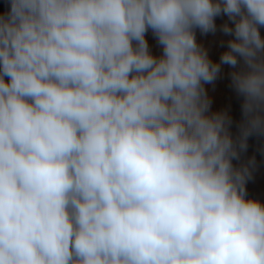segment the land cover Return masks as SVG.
<instances>
[{
	"label": "clouds",
	"instance_id": "1",
	"mask_svg": "<svg viewBox=\"0 0 264 264\" xmlns=\"http://www.w3.org/2000/svg\"><path fill=\"white\" fill-rule=\"evenodd\" d=\"M221 13L234 39L213 63L194 30ZM261 26L264 0H10L0 264H264V204L204 89L240 65L239 147L264 134Z\"/></svg>",
	"mask_w": 264,
	"mask_h": 264
},
{
	"label": "rangeland",
	"instance_id": "2",
	"mask_svg": "<svg viewBox=\"0 0 264 264\" xmlns=\"http://www.w3.org/2000/svg\"><path fill=\"white\" fill-rule=\"evenodd\" d=\"M10 8V0H0V16L6 15ZM225 24L234 28V23L226 14L221 13L215 17V32L202 33L196 28L195 38L197 43L202 46L208 58L213 63H219L221 55L228 50V41L234 39L231 34L222 31ZM260 33L264 38V26L260 27ZM148 42L149 51L155 57H160L163 53L162 46L154 36L151 29L145 34ZM135 43V42H134ZM242 63V61H241ZM230 65L221 64L217 78L211 83H205L204 89L210 106L207 115L224 113L230 119L228 131L237 149V157L232 159L234 168H248L250 175L245 179L246 198L255 199L264 204V134L253 132L246 138L247 147H239L241 139V127L245 122L243 114V96L238 94L232 83V72L237 70ZM7 80V77L5 78Z\"/></svg>",
	"mask_w": 264,
	"mask_h": 264
}]
</instances>
